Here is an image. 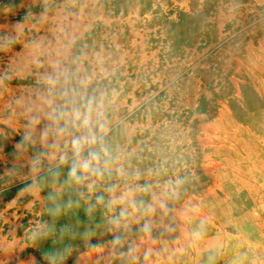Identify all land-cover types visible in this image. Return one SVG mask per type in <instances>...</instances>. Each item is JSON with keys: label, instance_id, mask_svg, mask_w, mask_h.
I'll return each instance as SVG.
<instances>
[{"label": "rangeland", "instance_id": "1", "mask_svg": "<svg viewBox=\"0 0 264 264\" xmlns=\"http://www.w3.org/2000/svg\"><path fill=\"white\" fill-rule=\"evenodd\" d=\"M46 2L48 22L41 26ZM9 5L20 15L3 10ZM29 9L36 15L25 25V39L45 36L61 19L77 24L84 48L103 57L110 73L106 83L118 93L117 115L126 122L131 146L153 158L163 150L172 170L187 178L186 198L202 202L211 217L210 234L259 255L264 0H0V36L12 32V17L23 20ZM19 51L17 45L8 55L0 53V68ZM7 116L0 105V121ZM0 130L10 131L2 122ZM14 143L0 139V241L18 236L13 229L21 224L47 219L40 199L18 195L20 182L13 185L4 176ZM30 253L40 260L31 248L21 259ZM230 254L218 264H226ZM79 264L93 260L83 257ZM184 264H201V257L193 252Z\"/></svg>", "mask_w": 264, "mask_h": 264}, {"label": "clouds", "instance_id": "2", "mask_svg": "<svg viewBox=\"0 0 264 264\" xmlns=\"http://www.w3.org/2000/svg\"><path fill=\"white\" fill-rule=\"evenodd\" d=\"M3 10L20 15L15 5ZM49 10L46 2L41 26ZM35 15L29 9L23 20L12 17V32L0 36V53L20 46L0 68V105L8 111L0 122L10 129L0 130V139L15 141L4 176L20 182L18 195L39 198L47 219L21 224L13 229L18 236L0 241V264H79L83 257L93 264H184L193 252L201 264H218L227 253L226 264H264V247L257 255L210 234L211 217L202 202L186 198L187 178L163 150L153 158L131 146L103 57L84 48L77 24L61 19L45 36L25 39ZM29 248L39 261L32 253L21 259Z\"/></svg>", "mask_w": 264, "mask_h": 264}]
</instances>
